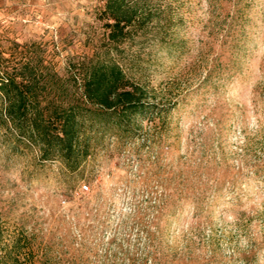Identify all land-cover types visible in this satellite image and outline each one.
<instances>
[{
  "label": "rangeland",
  "instance_id": "rangeland-1",
  "mask_svg": "<svg viewBox=\"0 0 264 264\" xmlns=\"http://www.w3.org/2000/svg\"><path fill=\"white\" fill-rule=\"evenodd\" d=\"M105 1L0 0V60L30 63L44 104L73 100L74 65L100 58L163 111L92 134L72 172L7 125L0 98V264H133L155 232L160 264H264V0H127L118 48Z\"/></svg>",
  "mask_w": 264,
  "mask_h": 264
},
{
  "label": "trees",
  "instance_id": "trees-1",
  "mask_svg": "<svg viewBox=\"0 0 264 264\" xmlns=\"http://www.w3.org/2000/svg\"><path fill=\"white\" fill-rule=\"evenodd\" d=\"M101 20L106 28L107 42L118 48L136 23L137 10L127 0H106ZM5 63L6 60H0L4 121L18 130L28 143L37 146L43 160L58 158L72 172L80 171L91 155L92 134L105 137L112 131L116 137L124 138L129 132L142 129L141 122L132 125L137 116L151 114L154 117L163 112L151 94L129 78L118 61L99 58L75 64L72 79L77 90L73 100L49 104L39 100L37 76L30 63L24 64L25 70L20 74H11ZM160 212L157 211L150 223L155 230H158ZM133 217V229L135 225L141 227L137 229V235L146 233L142 228L145 225L143 214L137 211ZM148 237V244L142 252L138 248L133 264L150 261L160 264L158 254L151 250L157 232L148 233ZM120 247L124 250L123 245Z\"/></svg>",
  "mask_w": 264,
  "mask_h": 264
},
{
  "label": "built area",
  "instance_id": "built-area-1",
  "mask_svg": "<svg viewBox=\"0 0 264 264\" xmlns=\"http://www.w3.org/2000/svg\"><path fill=\"white\" fill-rule=\"evenodd\" d=\"M88 190H89L88 186H83L79 191L76 192V195L79 196L80 194L85 193Z\"/></svg>",
  "mask_w": 264,
  "mask_h": 264
}]
</instances>
